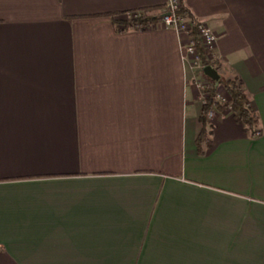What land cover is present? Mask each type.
<instances>
[{"label":"crops","instance_id":"0c3cea01","mask_svg":"<svg viewBox=\"0 0 264 264\" xmlns=\"http://www.w3.org/2000/svg\"><path fill=\"white\" fill-rule=\"evenodd\" d=\"M167 2L0 0V264H264V0H183L261 127L204 157L186 38L116 23Z\"/></svg>","mask_w":264,"mask_h":264},{"label":"trees","instance_id":"16d2710c","mask_svg":"<svg viewBox=\"0 0 264 264\" xmlns=\"http://www.w3.org/2000/svg\"><path fill=\"white\" fill-rule=\"evenodd\" d=\"M165 9L166 5L161 9L131 12V14H135L137 17L132 18L131 20H117L116 23L122 26L123 31L130 29H146L156 23H159L162 20L164 14H166L164 13ZM158 12L159 14L155 15ZM177 13L180 16L188 17L194 25L198 22L190 13V11L184 6L183 0H181V7ZM191 35L196 39L198 38L196 25L194 26ZM197 50L201 57L202 66L204 68L216 67L215 63L211 62V60L209 59V54L205 52L200 47V45ZM221 89H223L230 98L228 104L220 103L217 100V95ZM201 95L204 96L203 106L199 117L201 130L195 143L197 148V155L199 157H204L212 147V135L214 126L208 119V114L211 110H214L216 113H222L230 106L233 118L238 124L242 125L245 128V130L251 135V138L257 139L260 136L261 127L259 116L254 106L252 105V102L246 96L243 84L240 79H226L221 80L218 83L210 80L208 81L207 85L201 89Z\"/></svg>","mask_w":264,"mask_h":264},{"label":"built area","instance_id":"2783aa9c","mask_svg":"<svg viewBox=\"0 0 264 264\" xmlns=\"http://www.w3.org/2000/svg\"><path fill=\"white\" fill-rule=\"evenodd\" d=\"M181 7V0H168L166 4V9L164 11V16L160 21V24L164 28H169L174 30L180 36H184L186 39L182 42V47L185 52V59L192 66V69L195 71H202V61L201 57L198 53V47H200L209 54V59L214 51V47L217 41L216 34L204 23L197 22L196 30L198 32V38L196 39L191 35L194 24L193 22L185 16L178 15V11ZM135 14L127 13L123 16L122 19L131 20L132 18H136ZM208 83V82H207ZM207 83L198 81L197 86L201 90L204 88ZM204 99V96L202 95ZM217 100L220 103L228 104L230 99L222 93H218ZM226 112H231V107L229 106ZM216 117V112L211 110L208 114V119L210 121L214 120Z\"/></svg>","mask_w":264,"mask_h":264},{"label":"water","instance_id":"95a60500","mask_svg":"<svg viewBox=\"0 0 264 264\" xmlns=\"http://www.w3.org/2000/svg\"><path fill=\"white\" fill-rule=\"evenodd\" d=\"M204 75L213 82H220L221 77L213 67H205L203 70Z\"/></svg>","mask_w":264,"mask_h":264},{"label":"rangeland","instance_id":"374dc122","mask_svg":"<svg viewBox=\"0 0 264 264\" xmlns=\"http://www.w3.org/2000/svg\"><path fill=\"white\" fill-rule=\"evenodd\" d=\"M191 68H192V66H190ZM203 70H204V68H203ZM203 70L201 71V72H203ZM204 76V75H203ZM205 77V76H204ZM220 93H222V94H224L225 96H227L228 98H229V96L227 95V93L223 90V89H221L220 90ZM230 99V98H229Z\"/></svg>","mask_w":264,"mask_h":264}]
</instances>
